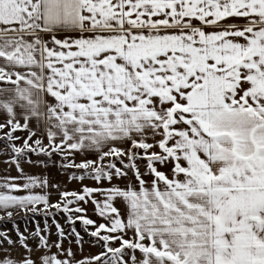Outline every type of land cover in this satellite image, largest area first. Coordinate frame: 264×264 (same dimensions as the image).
I'll return each mask as SVG.
<instances>
[{"label": "snow or ice", "instance_id": "obj_1", "mask_svg": "<svg viewBox=\"0 0 264 264\" xmlns=\"http://www.w3.org/2000/svg\"><path fill=\"white\" fill-rule=\"evenodd\" d=\"M0 155V220L98 246L45 221L0 264H264V0H0ZM32 155L80 189L51 202Z\"/></svg>", "mask_w": 264, "mask_h": 264}, {"label": "rangeland", "instance_id": "obj_2", "mask_svg": "<svg viewBox=\"0 0 264 264\" xmlns=\"http://www.w3.org/2000/svg\"><path fill=\"white\" fill-rule=\"evenodd\" d=\"M6 160H8V156L0 155V177L19 175L15 164H6ZM31 160L33 163H27L26 160L21 161L24 172L27 175L47 178L50 185H59V189L51 187L46 189V191L50 193L51 202H55L59 199V191L61 190L74 191L80 189L81 182L79 180H69L70 176H79L80 173L75 169H69L66 171L60 168V158L58 156L54 155L51 157V160H49L47 156L32 155ZM37 161H43L44 163H38ZM68 180L71 184L73 183L71 186H68ZM84 183L92 185L93 181L88 178L85 179ZM37 191H39V189H37ZM82 206L87 209L86 215L89 218L96 220L97 222L100 221V217L95 213L94 206L91 202ZM45 221L47 222L48 227L46 231L42 232V234L49 237L50 243L58 241L60 238L58 236L56 224L59 223L65 233L62 246L65 249L71 248L77 258L82 259L84 256L94 254L98 250V246L94 243L95 238L91 237L89 232L85 230L82 222L76 220L74 223H70L67 219V214L63 212H57L54 216L49 215L48 217L43 215L32 217L31 214L25 216L23 213H20L19 216L14 218V221L0 220V231H7L13 239H17V228L19 229V232L30 236L31 233L35 232L37 225H39L41 229H44ZM73 228H75L76 232H79L80 234V243H77V238L72 232ZM28 243L31 246L34 245L36 241L30 238ZM52 251L55 252L56 249L53 247Z\"/></svg>", "mask_w": 264, "mask_h": 264}, {"label": "crops", "instance_id": "obj_3", "mask_svg": "<svg viewBox=\"0 0 264 264\" xmlns=\"http://www.w3.org/2000/svg\"><path fill=\"white\" fill-rule=\"evenodd\" d=\"M69 180H70V179H69ZM69 180H68V183H67V184H68V186H71L73 183L71 184V182H70Z\"/></svg>", "mask_w": 264, "mask_h": 264}]
</instances>
